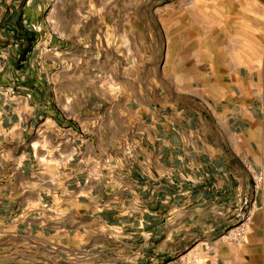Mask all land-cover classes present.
I'll return each mask as SVG.
<instances>
[{"label":"crops","instance_id":"1","mask_svg":"<svg viewBox=\"0 0 264 264\" xmlns=\"http://www.w3.org/2000/svg\"><path fill=\"white\" fill-rule=\"evenodd\" d=\"M216 4L214 59L101 106L16 65L29 33L0 36V264H264V183L244 242L220 237L264 163V0Z\"/></svg>","mask_w":264,"mask_h":264},{"label":"rangeland","instance_id":"2","mask_svg":"<svg viewBox=\"0 0 264 264\" xmlns=\"http://www.w3.org/2000/svg\"><path fill=\"white\" fill-rule=\"evenodd\" d=\"M217 1L0 0V36L25 27L35 40L24 42L28 57L16 65L44 76L53 95H79L81 107L95 97L101 106L105 94L139 83L146 93L184 79L207 53L214 59L223 43Z\"/></svg>","mask_w":264,"mask_h":264},{"label":"built area","instance_id":"3","mask_svg":"<svg viewBox=\"0 0 264 264\" xmlns=\"http://www.w3.org/2000/svg\"><path fill=\"white\" fill-rule=\"evenodd\" d=\"M252 179L253 194H241L237 197L233 206L232 225L220 236L228 243L241 244L244 242L256 212L262 208L257 193L264 183V163L258 171L252 174ZM204 248L208 251L212 246L207 243ZM202 260L198 251L190 250L160 264H204Z\"/></svg>","mask_w":264,"mask_h":264},{"label":"trees","instance_id":"4","mask_svg":"<svg viewBox=\"0 0 264 264\" xmlns=\"http://www.w3.org/2000/svg\"><path fill=\"white\" fill-rule=\"evenodd\" d=\"M20 20H18L17 22H19ZM22 32H24L25 34H27V33H29L26 29H25V27H22ZM27 36V35H26ZM28 40L29 41H34L35 39H34V37L33 36H31V37H28Z\"/></svg>","mask_w":264,"mask_h":264}]
</instances>
